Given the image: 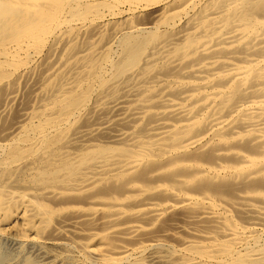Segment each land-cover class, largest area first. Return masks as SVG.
<instances>
[{"label": "bare ground", "instance_id": "6f19581e", "mask_svg": "<svg viewBox=\"0 0 264 264\" xmlns=\"http://www.w3.org/2000/svg\"><path fill=\"white\" fill-rule=\"evenodd\" d=\"M0 238L264 264V0H0Z\"/></svg>", "mask_w": 264, "mask_h": 264}, {"label": "rangeland", "instance_id": "374dc122", "mask_svg": "<svg viewBox=\"0 0 264 264\" xmlns=\"http://www.w3.org/2000/svg\"><path fill=\"white\" fill-rule=\"evenodd\" d=\"M9 221V220H8ZM10 224H12V230L16 232V230L20 231L22 230V224L20 221H16V222H11ZM20 230H19V229ZM12 231L10 229V231L8 232V234H10ZM185 232H182V233H179L177 235V239H170L168 240L170 243H176V241H180V242H184L186 240H188L190 238H188V234H184ZM183 234V235H182ZM3 238V237H2ZM0 238V246L3 247V248H6L7 250H10L12 255L15 256V261H12L14 262V264H23V260H25V258H27L29 256V253L28 251H30V246L26 245V246H20L18 247V245H13L12 243H10V241H7L8 239L7 238H4L2 239ZM183 238V239H182ZM186 238V239H185ZM80 239V238H79ZM83 239V238H81ZM180 239V240H179ZM9 242V243H8ZM180 242H177V243H180ZM17 246V247H16ZM8 247V248H7ZM14 248V249H13ZM16 248V249H15ZM20 253V254H19ZM20 261H19V260ZM71 262L70 261H67L65 262V264H70ZM9 264V263H8ZM38 264V263H37ZM52 264H55V263H52ZM64 264V262L62 263ZM72 264V263H71Z\"/></svg>", "mask_w": 264, "mask_h": 264}]
</instances>
